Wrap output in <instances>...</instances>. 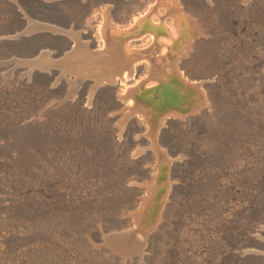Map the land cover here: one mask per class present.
Returning <instances> with one entry per match:
<instances>
[{"label":"rangeland","instance_id":"rangeland-1","mask_svg":"<svg viewBox=\"0 0 264 264\" xmlns=\"http://www.w3.org/2000/svg\"><path fill=\"white\" fill-rule=\"evenodd\" d=\"M0 264H264V0H0Z\"/></svg>","mask_w":264,"mask_h":264},{"label":"bare ground","instance_id":"bare-ground-1","mask_svg":"<svg viewBox=\"0 0 264 264\" xmlns=\"http://www.w3.org/2000/svg\"><path fill=\"white\" fill-rule=\"evenodd\" d=\"M110 28V27H109ZM38 30V29H53V30H58L57 27L53 26V25H50V24H47V23H42V22H39V21H35V20H29V24H28V28H27V32L30 33V31H34V30ZM111 29V28H110ZM110 31V30H109ZM68 33H70L74 38H75V41L78 43H80L79 41V38L77 37L76 34L72 33L71 31H67ZM108 32V31H107ZM112 32V31H111ZM117 33V32H116ZM123 35V34H122ZM117 37V35H116ZM47 52V51H46ZM40 57V56H39ZM49 56H46V54L42 55V57L38 58L37 61H34V64L32 65H39L40 67H43V68H49L50 66H61V68L66 71L69 69V64H65V62L62 63L63 60H60V61H51L49 60L48 58ZM73 58L72 55L68 54L67 55V59H70ZM32 63V62H31ZM62 63V64H61ZM81 75L85 76V73H81ZM92 94V93H91ZM191 109H193L192 107H190ZM190 108H187L185 109V112H188L190 110ZM182 113V111H179ZM177 114V112H175ZM161 123V122H160Z\"/></svg>","mask_w":264,"mask_h":264},{"label":"water","instance_id":"water-1","mask_svg":"<svg viewBox=\"0 0 264 264\" xmlns=\"http://www.w3.org/2000/svg\"><path fill=\"white\" fill-rule=\"evenodd\" d=\"M164 100H166V101H164V102H167V103H172V101H170L171 99H168V97H166V95L164 96ZM173 108V107H172ZM174 108H177V107H174ZM173 108V109H174Z\"/></svg>","mask_w":264,"mask_h":264}]
</instances>
